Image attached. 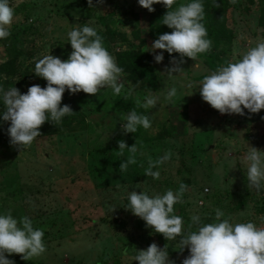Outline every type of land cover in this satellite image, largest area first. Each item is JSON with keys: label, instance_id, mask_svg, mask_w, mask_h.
Wrapping results in <instances>:
<instances>
[{"label": "rangeland", "instance_id": "obj_1", "mask_svg": "<svg viewBox=\"0 0 264 264\" xmlns=\"http://www.w3.org/2000/svg\"><path fill=\"white\" fill-rule=\"evenodd\" d=\"M263 1L229 0L226 25L233 40L224 48L226 63L239 60L264 41V28L258 25ZM10 6L14 17L10 35L0 40V64L8 63L13 73H1L0 81L5 89L13 86L20 93L46 83L32 73L35 60L48 51L61 60L67 58L71 48L66 33L73 25L96 28L116 62V53L140 38L150 47L149 14L165 9L157 3L148 12L136 0H93L92 5L87 0H10ZM171 59L163 54L159 64L153 61L155 86H135L122 73L119 95L107 87L95 95L82 91L70 95L65 90L61 104L69 105L73 113L62 118L56 133L38 136L22 150L8 140L0 143V212L31 218L33 227L43 231L45 245L43 254L28 261L20 259V254H5L6 258L14 264H137L131 261L135 251L155 243L166 247L173 264H180L188 255L187 247L178 250L176 241L152 232L124 208L126 191L162 194L175 190L179 182L186 185V191L182 202L173 205V214L181 217L183 230H195V225L188 227L192 215H199L203 223L211 222L217 208L231 217L230 222L251 221L264 227V189L247 187L244 176L248 147L264 151V120L260 118L264 109L255 114L247 110L244 115L219 114L201 100L196 87L215 70L204 56L184 60L182 71L166 78ZM172 86L177 96L173 103H165L163 94ZM149 94L160 100L145 110L140 104ZM121 97L130 99L131 110L149 116L148 129L123 132L120 123L127 112L115 110L116 99ZM116 141L134 144L136 152L114 148ZM165 151L171 155L159 167V178L145 176L147 160ZM129 156L136 162L119 172V163ZM125 247L127 256L122 255Z\"/></svg>", "mask_w": 264, "mask_h": 264}, {"label": "clouds", "instance_id": "obj_2", "mask_svg": "<svg viewBox=\"0 0 264 264\" xmlns=\"http://www.w3.org/2000/svg\"><path fill=\"white\" fill-rule=\"evenodd\" d=\"M87 2L92 5L93 0ZM136 3L148 12H152V5L157 3L166 9L160 24L171 31L158 35L149 48L150 54L161 50L153 55L157 64L163 60L164 52L170 57L173 53L178 54V60L173 57L169 61L172 66L166 68V78L182 71L180 65L184 63V57L195 60L198 54L210 49L211 41L203 24V0H185L180 4L176 0H136ZM213 3L216 4L215 0ZM174 4L176 7H173ZM13 17L10 0H0V40L10 35ZM66 37L71 48L66 59L61 60L48 51L35 60L32 73L46 82L43 88L34 84L20 93L13 86L5 89L0 85V107L3 109L0 111V122H8V142L19 150L33 143L45 121L56 126L63 117L73 113L69 105L61 104L65 90L70 95L81 91L95 95L106 87L113 95L121 92L120 78L124 69L116 64L114 57L103 46L96 28L86 23L73 25ZM197 86L201 100L219 114L244 115V110L255 114L264 109V41L249 48L239 60L220 65L203 76ZM188 87H192L191 83ZM176 96L177 89L168 87L163 100L173 103ZM159 100V96L149 94L140 107L153 109ZM260 118L264 120V116ZM122 121L120 127L125 133H135L138 127L148 129L151 125L148 115L137 113L134 109L128 111ZM117 146L120 150L127 148L129 153L136 152L134 144L126 147L123 141H118ZM170 155L165 151L155 160L149 158L143 174L153 180L158 179L159 167L169 160ZM245 161L246 186L257 191L264 189V151L248 147ZM135 162L132 156L122 160L119 172H124ZM185 191L183 182H179L175 190L166 189L162 194L126 191L127 205L124 208L141 219L152 232L161 234L165 240L176 241L178 250L183 251L186 246L188 255L180 264H264V227H257L251 221L230 222L231 217H226L217 208L213 209L211 222L203 223L199 215H192L188 227L195 225V230H183V221L173 214V205L182 202ZM109 210L111 212L113 208ZM43 235L40 228L33 227L28 216L16 218L9 211L0 212V264H14L5 254H20V259L25 261L43 254ZM122 255H128L127 247L122 249ZM133 260L137 264H173L166 247H158L155 243L135 251L131 257Z\"/></svg>", "mask_w": 264, "mask_h": 264}, {"label": "trees", "instance_id": "obj_3", "mask_svg": "<svg viewBox=\"0 0 264 264\" xmlns=\"http://www.w3.org/2000/svg\"><path fill=\"white\" fill-rule=\"evenodd\" d=\"M252 2V0H250ZM203 0L204 7V19L203 24L207 31V38L211 41L210 49L202 53L201 55L207 60L209 66L212 69H216L220 65L226 64L225 50L232 40L233 33L226 25V12L230 7L229 0ZM166 9L156 10L149 14V30L148 35L150 37V42L152 43L158 35L165 32H170L165 25L160 24V18L164 14ZM258 25L264 28V1L261 3L260 14L258 18ZM150 43V46H151ZM150 48V47H149ZM148 45L146 44V39H138L136 44L131 43L127 49L121 50L116 53V64L124 69V72L128 80L136 85L143 87L155 86L156 75L153 71V53H149ZM164 56L169 58L175 57L179 59L178 54L173 53L172 57L168 53L164 52ZM188 59L184 57V60ZM2 74L13 73L10 72L8 63L0 64V76ZM3 81H0L2 85ZM8 82L5 81V84ZM132 109V102L127 97L117 98L115 102V110L118 112H128ZM8 123L0 125V143L8 140L6 133ZM57 125H53L48 121H45L39 127V136L54 134L56 133ZM117 142L114 148H118ZM127 146H130V142L123 141Z\"/></svg>", "mask_w": 264, "mask_h": 264}]
</instances>
